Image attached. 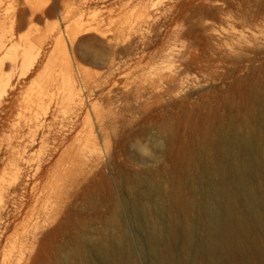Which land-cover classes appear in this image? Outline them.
<instances>
[{"label": "bare ground", "instance_id": "1", "mask_svg": "<svg viewBox=\"0 0 264 264\" xmlns=\"http://www.w3.org/2000/svg\"><path fill=\"white\" fill-rule=\"evenodd\" d=\"M75 1L82 7V0ZM10 4L11 13L7 12ZM58 8L54 0L32 4L0 0V25L8 24L0 30V170L5 172L0 180V230L23 225L77 233L72 242L42 245L32 264H139L123 220L125 209L110 180L116 181L118 165L108 130L125 118L115 107L118 100L110 95L101 99V106L93 103L90 108L75 98L79 90L73 83L74 63L79 74L85 70L72 62L68 47L85 34L98 32L105 37V32L100 24L87 22L81 8ZM56 11L64 25L53 34L52 57L71 87L67 96L54 98L46 97V87L39 88L38 97L29 100L21 89L36 57L31 51L21 56L11 53L7 42L24 19L34 22ZM109 42L115 56L128 52L135 41L117 49ZM116 60L112 57L110 64ZM20 64L24 72L16 75ZM160 96L151 90L146 100H137L136 109L149 113ZM66 102L73 114L56 120ZM84 115L88 133L75 136ZM216 120L214 126L190 123L191 137L201 138L197 149L191 142L182 143L171 123H164L167 153L173 161L170 176L149 168L126 186L131 200L125 208L145 234L152 264H264V92L260 86L252 87L241 119L229 124ZM154 145V150L163 151L162 142ZM155 158L150 154L143 163ZM107 208L109 215L103 217ZM82 209H90L94 216H83ZM29 240L39 244L36 235Z\"/></svg>", "mask_w": 264, "mask_h": 264}, {"label": "rangeland", "instance_id": "2", "mask_svg": "<svg viewBox=\"0 0 264 264\" xmlns=\"http://www.w3.org/2000/svg\"><path fill=\"white\" fill-rule=\"evenodd\" d=\"M29 1L32 4L43 0ZM54 2L59 10L68 5L74 11L81 8L84 19L100 24L105 32V37L91 32L89 37L85 34L71 43L73 55L68 47L72 62L76 60L85 70V74H79L74 63L73 83L79 90L75 98L89 108L93 103L101 106L104 96L118 100L115 107L125 121L108 130L117 150L118 165L116 181L112 177L110 180L125 209L123 220L132 235L139 264H152L145 234L136 228L125 208L131 200L126 186L149 168L165 178L170 176L173 161L167 153L164 123H171L182 143L191 142L197 149L201 138L191 137L190 123L204 127L214 126L216 119L224 124L241 119L252 87L259 85L264 92V0H82V7L75 0ZM12 11L10 4L7 12ZM60 17L57 11L34 22L28 17L7 42L11 53L21 56L31 51L36 57L26 73L29 76H22L25 83L21 95L26 93L29 100L38 97L39 88L46 87V97L54 98L67 96L71 87L60 63L52 57L53 34L64 25ZM5 27L8 24L0 25V30ZM110 40L115 49L135 42L125 54L113 56L107 44ZM112 57L117 60L111 65ZM23 72L21 64L15 68L16 75ZM152 88L161 93L159 102L149 113L140 114L136 109L138 101L146 100ZM73 111L66 102L56 120ZM84 117L75 136L88 133ZM155 141L163 143L162 152L154 150ZM150 154L157 158L144 164L143 159ZM4 173L0 170V180ZM109 212V208L104 209L103 217H108ZM82 215L94 216L90 209H82ZM31 235L37 236L35 243L39 244H31ZM76 237L75 231L56 228L39 231L18 225L0 230V264L35 263L45 243H69Z\"/></svg>", "mask_w": 264, "mask_h": 264}]
</instances>
